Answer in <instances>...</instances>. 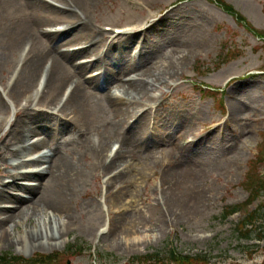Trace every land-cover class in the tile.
<instances>
[{"label": "rangeland", "instance_id": "rangeland-1", "mask_svg": "<svg viewBox=\"0 0 264 264\" xmlns=\"http://www.w3.org/2000/svg\"><path fill=\"white\" fill-rule=\"evenodd\" d=\"M224 1L264 32V0ZM160 19L165 26H160L159 37H150V43L161 42L163 48L180 45L188 51L184 53L175 78L177 88L160 87L152 91L154 110L147 123L160 138L180 145L175 136L181 129L173 126L171 118L178 121L183 114L190 116L187 141L194 142L197 158L189 164L199 173L197 187L182 191V208L173 214L169 204L164 203L167 190L165 187L166 191L162 192V177L166 178L171 172L168 183L172 184L180 176L181 168L162 160L147 161L139 155L122 156L117 162L130 167V178L128 182L125 179V186L121 188L126 190V202L119 213L106 195L105 183L109 176L92 173L72 197L74 223L57 244L39 246L29 242L26 246L14 239L0 242V256L7 253L30 259L37 254L53 255L57 264H137L132 263L136 256L156 252L166 256L173 251L180 256L206 255L211 264H264V221L255 223L253 238L244 239L237 230L244 212L224 217L227 207L242 204L249 198L245 188L249 167L259 153L264 157V41L210 0H98L90 20L95 29L105 32L107 27L132 28ZM175 22L179 23L177 28H174ZM60 28V25L52 27L53 30ZM174 29L181 34L176 35ZM131 50L133 54L138 51L134 47ZM228 50L230 56H225ZM13 67L11 63L0 75L2 94ZM33 89L22 92L20 100L25 92ZM8 96L6 94L8 108L0 111L1 119L7 117L11 104L22 115L14 117L13 123L0 133V153L4 151V135L18 119L29 121L37 129L33 141L41 142L49 134L59 138L60 152L80 171L95 162L92 155H86L87 146L83 148L81 144L86 139L99 142L102 130L97 127L100 124L80 125L63 134L55 120L32 119L35 111L45 109L40 101L23 112L25 103L20 101L16 105L13 103L16 96L13 100ZM65 99L62 98L60 106ZM235 107H239L238 113L234 112ZM122 132L120 129L119 133ZM108 142L105 152L118 143L116 136L109 137ZM50 148L55 149V145L50 143L43 151ZM188 150L184 148L180 160H185ZM12 161L8 159L6 164H0V179L5 183L0 184V190L3 188L4 193L15 192L9 184L12 179L2 177L7 171L15 172L16 162ZM260 171L264 173V164ZM196 196L200 197L202 207L194 213L192 199ZM261 203L264 204V194L250 209L254 210ZM112 211L113 215H109ZM163 213L169 225L162 231L140 226L142 218L154 224ZM113 221L118 223L116 232L102 236ZM19 230L23 231L22 226L15 234ZM260 234L263 238L258 240ZM70 246L81 248V251L70 252Z\"/></svg>", "mask_w": 264, "mask_h": 264}, {"label": "bare ground", "instance_id": "bare-ground-1", "mask_svg": "<svg viewBox=\"0 0 264 264\" xmlns=\"http://www.w3.org/2000/svg\"><path fill=\"white\" fill-rule=\"evenodd\" d=\"M97 3L98 0H0V75L11 63L14 66L4 94L0 92V111L8 108L6 94L12 100L15 95L14 104L25 103L23 112L40 101L45 109L35 111L32 119L55 120L63 134L80 125L100 124L97 128L102 130L99 142L86 139L81 144L83 148L87 146L86 155L95 159L82 172L60 152L59 138L49 134L35 142L37 129L29 121L14 122L3 137L0 164H6L8 159L20 161L14 169L20 171H7L2 176L13 179L10 185L15 192L0 190V242L16 239L26 246L29 242L39 246L57 244L74 223L72 197L92 173L109 176L106 195L119 213L126 202V190L121 188L130 178V167L117 162L122 156L139 155L147 161L162 160L181 168L172 184L168 183L171 172L162 177V192L167 190L164 203L169 204L173 214L182 208V191H190L199 183V173L189 164L197 158L194 142L187 141L190 116L183 114L178 121L171 118L173 126L181 129L175 136L180 145L160 138L147 123L154 110L152 91L177 88L175 78L188 48H163L161 42L150 43L151 36H160V26H165L162 19L126 28L123 35L111 39L113 33L98 31L90 20ZM56 25L61 28L53 30ZM177 25L175 22L174 28ZM172 31L181 34L178 29ZM102 42L103 47L99 45ZM133 47L138 50L135 54ZM96 70L98 74L93 73ZM32 87L20 100L21 93ZM63 97L66 99L60 106ZM236 111H240L239 107L234 108ZM21 115L16 114L18 118ZM8 123V118L0 120V133ZM111 136H116L121 149L109 159L110 149L105 151ZM50 143L55 149L43 151ZM187 147L190 150L185 160H180ZM0 184L5 185L2 179ZM201 204L200 197H194L191 211L198 212ZM168 225L165 213L154 224L140 220L142 228L153 231H162ZM20 226L23 231L15 234ZM117 228L118 223L113 221L102 236H109Z\"/></svg>", "mask_w": 264, "mask_h": 264}, {"label": "trees", "instance_id": "trees-1", "mask_svg": "<svg viewBox=\"0 0 264 264\" xmlns=\"http://www.w3.org/2000/svg\"><path fill=\"white\" fill-rule=\"evenodd\" d=\"M223 8L230 14L237 23L244 27L248 32L255 36L264 39V32L256 29L239 11L232 5L226 3L224 0H210ZM230 54V53H228ZM263 163L262 157H259L251 162L248 176L245 182V188L250 193L249 199L240 205L228 207L226 211L227 218L237 212L244 211V217L237 225L244 239L253 238L255 223L257 221H264V204H260L256 209L250 210L249 207L253 205L264 194V173L260 171V166ZM263 235H259V240ZM80 250L76 246H70L68 251ZM132 263L137 264H211L210 259L206 255L195 256H180L175 252H169V255L163 256L160 252L150 253L143 256H136L132 259ZM0 264H57L56 258L53 255L37 254L34 257L27 259L22 256H15L12 254H4L0 256Z\"/></svg>", "mask_w": 264, "mask_h": 264}]
</instances>
